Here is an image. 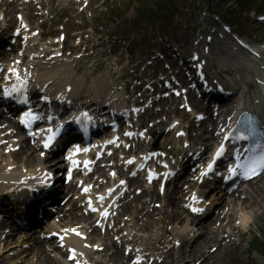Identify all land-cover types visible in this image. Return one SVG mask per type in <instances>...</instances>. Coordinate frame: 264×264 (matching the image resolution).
<instances>
[{
	"label": "snow or ice",
	"instance_id": "snow-or-ice-1",
	"mask_svg": "<svg viewBox=\"0 0 264 264\" xmlns=\"http://www.w3.org/2000/svg\"><path fill=\"white\" fill-rule=\"evenodd\" d=\"M9 71L12 72L16 76V80L19 82V85L18 86H13L12 91H8L6 89L5 90V93H4L6 96H10V95H12V92L18 91L21 87H23V85L25 83L23 81V79L21 78V75H20V73H19V71L17 69L11 68V69H9ZM82 115L85 116V117H87V113H83ZM36 119H38L37 116H35L31 111H27L21 117V122L24 123L26 126H28V125H31V123L33 121H35ZM75 119L77 120V122H79V117H76ZM88 119H90V117H88ZM41 131H44V130L42 129ZM47 131H48L49 135L47 136V139L44 142V147L45 148H48V147L51 146L52 141L55 139V137L58 134L57 131H53L52 129H48ZM127 134L128 135H131V133H127ZM238 138L239 139H247V137L245 135H243V134H241ZM112 142L113 141H108V143H112ZM80 151H81V149L77 145L75 147L74 152H72V153L69 154L68 159L72 160L73 165H76L77 164V161L73 159V156L76 153L80 152ZM83 151H88V149H83ZM223 153H224V147H223V145H221L220 148L216 151L215 156L216 157H220L221 155H223ZM89 163H91V162L90 161H86L85 162L86 165L89 164ZM129 163H132V161H129ZM214 163H215V160H213L211 163H209L207 165V171L206 172H203L201 175H207V172L208 171H212L213 164ZM236 167H240V165H237ZM261 170H264V154H262L259 157L258 160H253L249 165H246L245 166V173L244 174H245L246 178H251V176L257 175L258 172L261 171ZM235 171H236L235 168H230L229 169V172H231L232 174H235ZM113 175H115V174L113 173ZM85 191H88V189H85ZM100 199L103 200V197L101 196ZM193 199L195 200L196 198L193 197ZM89 206L91 207V202L89 203ZM92 210L93 211H97V209H95V208H92ZM192 210L194 212H200V211H202V209L196 208V207H193ZM102 214L103 215H107L106 212L105 213H102ZM72 231L75 232V229H73ZM77 234L79 235V233H77ZM61 239H63V238H61ZM74 251L75 250H73V252ZM72 258L74 259L75 257L73 256ZM138 260H139V258H138ZM137 264H138V261H137Z\"/></svg>",
	"mask_w": 264,
	"mask_h": 264
},
{
	"label": "bare ground",
	"instance_id": "bare-ground-1",
	"mask_svg": "<svg viewBox=\"0 0 264 264\" xmlns=\"http://www.w3.org/2000/svg\"><path fill=\"white\" fill-rule=\"evenodd\" d=\"M26 160L27 161H31L32 160L31 155H28L26 157ZM170 204H172V203L170 202ZM236 206L239 209H242V207H243V209H246V208L250 207L251 205H249V204L245 205V203H242V206H239V205H236ZM246 218H247V220L250 219L249 216H247ZM5 239L8 240L9 236H7ZM214 241H215L214 240V236H209L208 233H205L204 237L201 238V242L200 243H201L202 248H204V246L207 245L209 242H214ZM37 256L40 257L38 259L39 262L37 264H63L61 261H52V260H50L49 257L48 256L45 257L43 253L37 254Z\"/></svg>",
	"mask_w": 264,
	"mask_h": 264
},
{
	"label": "rangeland",
	"instance_id": "rangeland-1",
	"mask_svg": "<svg viewBox=\"0 0 264 264\" xmlns=\"http://www.w3.org/2000/svg\"><path fill=\"white\" fill-rule=\"evenodd\" d=\"M145 1H147V0H145ZM131 3H132V5L134 4V2H133V1H132Z\"/></svg>",
	"mask_w": 264,
	"mask_h": 264
}]
</instances>
